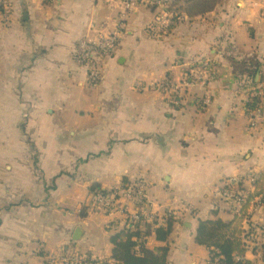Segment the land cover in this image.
Listing matches in <instances>:
<instances>
[{
    "label": "crops",
    "instance_id": "0c3cea01",
    "mask_svg": "<svg viewBox=\"0 0 264 264\" xmlns=\"http://www.w3.org/2000/svg\"><path fill=\"white\" fill-rule=\"evenodd\" d=\"M9 2L10 16H0V264H58L64 247L111 261V223L90 207V187L110 191L124 179L144 180L163 198L149 201L150 211L171 203L180 213L169 240L153 234L147 247H169L168 264L207 263L208 249L195 242L198 219L217 210L232 220L218 191L241 178L254 194L249 178L264 175V115L252 129L245 108L250 91L264 90V0H220L204 15L183 13L160 39L147 30L157 16L151 0L128 14L123 0ZM120 21L123 40L104 80L87 84L73 60L76 44L93 22ZM203 59L216 63L217 75L181 91L180 106L153 87L179 84ZM93 216L105 227L103 250ZM261 220L260 211L252 215L254 225Z\"/></svg>",
    "mask_w": 264,
    "mask_h": 264
},
{
    "label": "built area",
    "instance_id": "2783aa9c",
    "mask_svg": "<svg viewBox=\"0 0 264 264\" xmlns=\"http://www.w3.org/2000/svg\"><path fill=\"white\" fill-rule=\"evenodd\" d=\"M138 0H123L124 13H129L137 7ZM150 5L155 7L157 16L155 21L149 24L147 30L153 38H163L171 26L173 25V11L170 10L171 3L168 0H151ZM11 6L9 0H0V16L8 17L11 14ZM264 11V10H263ZM126 14L121 18L125 19ZM125 26L122 21L117 23L114 28L106 26L105 22H93L90 26L89 35L79 40L73 50V60L75 64L84 69V80L89 85L100 84L104 80L103 67L107 60L111 59L119 49L124 36ZM217 65L210 59H203L194 64L185 72L183 79L179 84L164 81L156 83L153 87L161 95H173L170 103L173 107L180 106L181 91H187L189 88L196 85L205 86L210 80H213L217 75ZM141 86V85H140ZM262 90V89H261ZM254 88L250 91L246 113L249 118L250 127L252 129L258 127L261 117L264 115V90ZM210 99L202 101V104L209 105ZM250 180L255 182L256 176L250 177ZM244 179L234 178L229 182L230 189L225 192L226 200H229V205H233V214H241L244 206L248 203L249 194L242 188ZM147 183L144 180L138 182H128L121 184L105 194L95 193L91 195L90 207L93 210L101 212L109 218L110 223L119 224L121 226H133L142 221L157 220L160 226L166 225L172 213L168 207H164L161 213H154L149 209V200L147 198ZM256 192V191H255ZM255 194V193H254ZM192 213V206H185ZM261 212L262 220L260 224L254 225L255 233L251 235L248 241L250 250L259 262L262 263L264 257V195H259L251 202L250 213L253 215L256 212ZM233 215V216H234ZM252 222V218H251ZM246 227V226H245ZM257 247L254 253L253 249ZM70 247L61 248L60 260L58 264H116L111 261L92 260L87 253ZM75 258H74V257ZM56 264V263H53ZM206 264V263H205ZM212 264H219L218 260Z\"/></svg>",
    "mask_w": 264,
    "mask_h": 264
},
{
    "label": "trees",
    "instance_id": "16d2710c",
    "mask_svg": "<svg viewBox=\"0 0 264 264\" xmlns=\"http://www.w3.org/2000/svg\"><path fill=\"white\" fill-rule=\"evenodd\" d=\"M220 0H174L170 2V10L173 11V25L170 30L163 34L168 36L176 28L182 19L183 13L190 18H195L213 11ZM155 10V7H153ZM164 36V37H165ZM128 181L123 180L122 184ZM255 194H249L248 203L244 206L241 214H235L232 220L219 218L218 211L212 212L214 219H198V227L195 242L204 246L209 251V260L206 264H212L218 260L219 264H264L247 258L250 250L248 241L255 233L252 215L250 213L251 202L259 195H264V175L255 183ZM91 195L97 192L105 194L100 184L90 187ZM176 214L166 220L165 226H160L157 220L142 221L133 226H121L111 223L108 226L112 233L113 245L112 259L116 264H168L169 247H158L154 250L147 247L148 239L155 234L157 241L167 242L174 231ZM246 226V227H245ZM264 249V245H261ZM254 253L257 247L253 249Z\"/></svg>",
    "mask_w": 264,
    "mask_h": 264
},
{
    "label": "rangeland",
    "instance_id": "374dc122",
    "mask_svg": "<svg viewBox=\"0 0 264 264\" xmlns=\"http://www.w3.org/2000/svg\"><path fill=\"white\" fill-rule=\"evenodd\" d=\"M75 121L77 122V119ZM229 182H230V179H228V181L226 182V184L224 185V187H222L218 191V194H220L219 197L222 200V202H220L218 205L221 204V206H223V207L226 206L227 207V210H230L231 212H233V210H234L233 205L228 206V204L230 203V201L229 200H226V198H225V192L228 191V189H230ZM242 188L244 189V184H242ZM155 193H156L155 189H153L152 187H150L149 184L147 183V192H146V194H147L148 200L151 201V202L152 201H155V202L158 203V205H163V203H164L163 198L159 194H155ZM155 195H157V196H155ZM90 198H91V196H90ZM179 201L180 200H178V202ZM189 203L190 202H188L187 204H189ZM161 207H163V206H161ZM164 207H168L169 211H171V209H172L171 208V203L170 204H166ZM87 210H88V212L90 213L91 216L94 215L93 214V211H92V209H90V207H87ZM177 211H179V210H177ZM171 212H173V211H171ZM194 213H195V211H194ZM178 216L180 217V213L179 212H177V216L176 217H178ZM93 217H95L94 230H95L96 238L99 240V247L98 248L100 250L101 249L103 250L105 248L106 244L108 243V239L106 237V231L104 229L105 227H103L101 221H98V218H99L98 216L97 217L96 216H93ZM76 250L77 249L74 247V252L75 253H78V252H76Z\"/></svg>",
    "mask_w": 264,
    "mask_h": 264
},
{
    "label": "water",
    "instance_id": "95a60500",
    "mask_svg": "<svg viewBox=\"0 0 264 264\" xmlns=\"http://www.w3.org/2000/svg\"><path fill=\"white\" fill-rule=\"evenodd\" d=\"M81 235H82V231H81L80 228H78V229L76 230L75 234H74V237H73L74 240H75V241L80 240V239H81Z\"/></svg>",
    "mask_w": 264,
    "mask_h": 264
}]
</instances>
